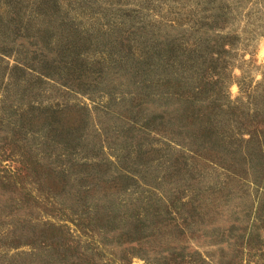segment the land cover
Listing matches in <instances>:
<instances>
[{"label": "rangeland", "instance_id": "obj_1", "mask_svg": "<svg viewBox=\"0 0 264 264\" xmlns=\"http://www.w3.org/2000/svg\"><path fill=\"white\" fill-rule=\"evenodd\" d=\"M33 239L264 264V0H0V264Z\"/></svg>", "mask_w": 264, "mask_h": 264}, {"label": "trees", "instance_id": "obj_2", "mask_svg": "<svg viewBox=\"0 0 264 264\" xmlns=\"http://www.w3.org/2000/svg\"><path fill=\"white\" fill-rule=\"evenodd\" d=\"M179 98H181L180 97V95L178 96ZM182 100L183 99H185L186 101H185V103H188V106H186V105H182V109H180V110H178V112H177V114H176V116L175 117H180L181 119H183V120H186L187 122H189V120H190V116H191V114L188 112V111H186V110H188V109H190V107H193V106H191L192 105V102H194L195 103V100H197V97L195 98V99H193V98H191L190 99V97H186V98H181ZM184 106H186V107H184ZM184 107V108H183ZM193 115V114H192ZM200 115V114H199ZM195 116V115H194ZM197 116H198V114H197ZM174 116H172V118H171V122L174 120V118H175ZM193 117V116H192ZM149 125H151V122H150V124ZM151 129H153V128H151ZM155 129L157 130V128H156V126H155ZM78 134H80V133H78ZM77 134V135H78ZM80 135H78V137H79ZM122 176H124L125 178H132L130 175H128V174H121ZM105 216L104 217H102V218H106V217H108V213L107 214H104ZM139 220V219H138ZM142 221V220H141ZM126 222V221H125ZM135 222H137V221H135ZM125 224V226H123V232L121 233V234H126L128 237H132L131 239H134V240H137V239H140V236L139 235H137L138 233H140L139 231H140V229H138L137 228V226H136V229L135 230H133V228H134V226L133 227H131L130 226V222L129 223H124ZM53 228H55V225H50V227H49V229H43V230H46V232L48 233L47 234V237L49 238V239H52V237H49V235H53V234H50V232L52 231L53 232ZM102 228V227H101ZM148 228V226H145V230ZM54 233V232H53ZM65 237V236H64ZM61 240V239H60ZM134 240H132V241H134ZM43 243H41V244H39V242H38V240L37 239H33L31 242H26V244L27 245H29L30 246V249H31V253L30 254H28V255H25L24 254V252L23 253H19V254H15L14 255V257L12 258V259H6L7 261H6V263L7 264H26V260L25 259H20V257H26V256H34V260H37V259H41L42 260V258H46L47 257V255L49 254V256H50V254H52L53 255V253H54V248H52V249H50L51 248V246H50V244H49V242H46V241H42ZM54 242V241H53ZM38 245H42L41 246V249H39V246ZM58 248H57V252L60 254V253H62V261L64 262V264H69V260L71 259H73L74 260V256L76 257V255H75V253H71L73 250H74V248L72 247V244L69 242H67V241H65V240H61L59 243H58ZM44 251H43V250ZM175 249H177V248H175ZM48 250V251H47ZM76 251V250H75ZM51 258H53L52 256H50V259ZM77 258V257H76ZM79 259H81V258H77V260H79ZM76 262V261H75ZM34 264H36V263H34ZM56 264V263H55ZM91 264H94V262L93 263H91Z\"/></svg>", "mask_w": 264, "mask_h": 264}]
</instances>
